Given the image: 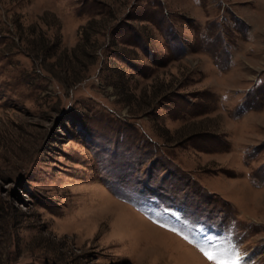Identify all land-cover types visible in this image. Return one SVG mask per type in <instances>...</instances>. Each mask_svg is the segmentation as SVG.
Wrapping results in <instances>:
<instances>
[{"label": "rangeland", "instance_id": "1", "mask_svg": "<svg viewBox=\"0 0 264 264\" xmlns=\"http://www.w3.org/2000/svg\"><path fill=\"white\" fill-rule=\"evenodd\" d=\"M221 261L264 264V0H0V264Z\"/></svg>", "mask_w": 264, "mask_h": 264}, {"label": "snow or ice", "instance_id": "2", "mask_svg": "<svg viewBox=\"0 0 264 264\" xmlns=\"http://www.w3.org/2000/svg\"><path fill=\"white\" fill-rule=\"evenodd\" d=\"M205 255H207L209 260H215L217 258L216 255L212 251L205 252ZM239 259H240L239 255H237L236 260L238 261ZM220 264H227V262L221 261ZM233 264H235V262H233Z\"/></svg>", "mask_w": 264, "mask_h": 264}]
</instances>
